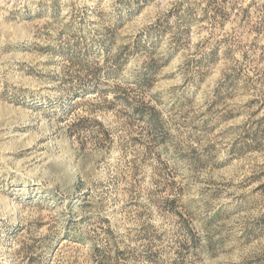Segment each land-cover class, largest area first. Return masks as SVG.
<instances>
[{
  "label": "rangeland",
  "instance_id": "obj_1",
  "mask_svg": "<svg viewBox=\"0 0 264 264\" xmlns=\"http://www.w3.org/2000/svg\"><path fill=\"white\" fill-rule=\"evenodd\" d=\"M0 264H264V0H0Z\"/></svg>",
  "mask_w": 264,
  "mask_h": 264
}]
</instances>
